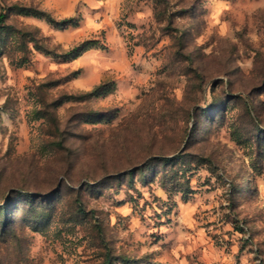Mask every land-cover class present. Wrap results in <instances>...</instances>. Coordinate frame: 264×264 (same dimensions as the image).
Returning <instances> with one entry per match:
<instances>
[{
    "label": "rangeland",
    "instance_id": "rangeland-1",
    "mask_svg": "<svg viewBox=\"0 0 264 264\" xmlns=\"http://www.w3.org/2000/svg\"><path fill=\"white\" fill-rule=\"evenodd\" d=\"M1 11L0 264H264V0Z\"/></svg>",
    "mask_w": 264,
    "mask_h": 264
},
{
    "label": "trees",
    "instance_id": "trees-1",
    "mask_svg": "<svg viewBox=\"0 0 264 264\" xmlns=\"http://www.w3.org/2000/svg\"><path fill=\"white\" fill-rule=\"evenodd\" d=\"M35 14L45 15L48 18V20L53 21V19H51V17L48 14H46V13H44L42 11H35ZM5 17H6V13L1 11L0 12V26H1L2 22L4 21ZM71 20H72L71 17H67V18H63L62 20H60V22L68 23ZM80 48H82L81 44L80 45H75V46L71 47L70 49L66 50L63 53V55L66 56V57L70 56V55L76 53ZM41 49H44L47 52H51L50 50L45 49L44 47H41ZM100 92H101V84H98V85L93 86L90 90L84 92V95H86V96H94V95L99 94ZM108 261H109V257H108V255H106L105 259H104V263H107Z\"/></svg>",
    "mask_w": 264,
    "mask_h": 264
}]
</instances>
